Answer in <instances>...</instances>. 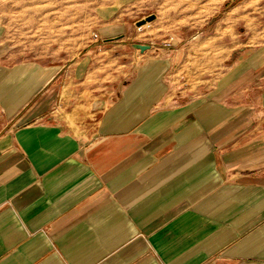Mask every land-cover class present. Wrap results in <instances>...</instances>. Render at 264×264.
<instances>
[{
	"label": "crops",
	"instance_id": "1",
	"mask_svg": "<svg viewBox=\"0 0 264 264\" xmlns=\"http://www.w3.org/2000/svg\"><path fill=\"white\" fill-rule=\"evenodd\" d=\"M147 53L0 66V264H264V51L204 95Z\"/></svg>",
	"mask_w": 264,
	"mask_h": 264
},
{
	"label": "rangeland",
	"instance_id": "2",
	"mask_svg": "<svg viewBox=\"0 0 264 264\" xmlns=\"http://www.w3.org/2000/svg\"><path fill=\"white\" fill-rule=\"evenodd\" d=\"M135 44L150 57L181 50L175 80L187 95L208 94L235 62L264 51V0H0V66L95 55L112 86L135 65Z\"/></svg>",
	"mask_w": 264,
	"mask_h": 264
},
{
	"label": "water",
	"instance_id": "3",
	"mask_svg": "<svg viewBox=\"0 0 264 264\" xmlns=\"http://www.w3.org/2000/svg\"><path fill=\"white\" fill-rule=\"evenodd\" d=\"M153 19H154V16H150L146 20H142V21L138 22L137 25L138 26H142V25L146 24L147 22H151ZM134 48L137 49V50H139V51H141L142 53H144V52H146V51H148V50L151 49L150 46L141 45V44H135L134 45Z\"/></svg>",
	"mask_w": 264,
	"mask_h": 264
}]
</instances>
